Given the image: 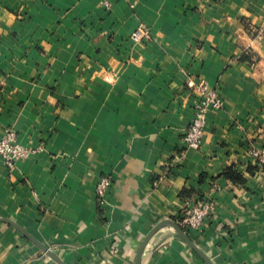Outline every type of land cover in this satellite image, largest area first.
<instances>
[{"label": "crops", "instance_id": "0c3cea01", "mask_svg": "<svg viewBox=\"0 0 264 264\" xmlns=\"http://www.w3.org/2000/svg\"><path fill=\"white\" fill-rule=\"evenodd\" d=\"M188 80L222 99L192 147ZM5 127L29 153L0 159V217L64 264H133L196 198L211 209L187 234L212 264H264V0H0ZM0 264L57 263L0 221ZM140 264L206 263L163 225Z\"/></svg>", "mask_w": 264, "mask_h": 264}, {"label": "built area", "instance_id": "2783aa9c", "mask_svg": "<svg viewBox=\"0 0 264 264\" xmlns=\"http://www.w3.org/2000/svg\"><path fill=\"white\" fill-rule=\"evenodd\" d=\"M104 6L108 3L104 1ZM148 32L144 24L139 23L131 33V39L135 42L141 41L147 36ZM188 87L193 88L196 99L193 103L192 119L185 130L182 140L185 146H197L200 142L203 130L207 124V113L210 109H220L222 99L213 87H209L204 81L194 83L188 80ZM29 149L17 141L16 133L9 127L2 129L0 134V159L2 164L8 168H13L16 163L26 157ZM250 156L253 163L264 166V150L251 149ZM111 180L108 176L99 178L96 185V193L102 196L107 188L110 187ZM211 204L205 200L195 199L181 213L177 224L186 233H196L200 230L204 218L208 215Z\"/></svg>", "mask_w": 264, "mask_h": 264}, {"label": "water", "instance_id": "95a60500", "mask_svg": "<svg viewBox=\"0 0 264 264\" xmlns=\"http://www.w3.org/2000/svg\"><path fill=\"white\" fill-rule=\"evenodd\" d=\"M0 221L6 222L10 225H12L14 228H16L21 234H23L25 237L30 239L40 250L43 254L50 257L52 260H54L57 264H64V262L61 260V258L48 246L43 245L42 243L36 241L34 238H32L26 231H24L19 225H17L15 222H13L10 219L0 217ZM163 225H170L174 228L178 236L182 239L183 242H185L195 253H197L198 256L201 257V259L206 264H212L209 258L206 256V254L198 248V246L189 238L188 234L182 230V228L173 220L171 219H163L156 223L142 238L138 249L136 251L135 259L133 264H140L142 252L146 245V243L149 241V239L152 237V235Z\"/></svg>", "mask_w": 264, "mask_h": 264}, {"label": "trees", "instance_id": "16d2710c", "mask_svg": "<svg viewBox=\"0 0 264 264\" xmlns=\"http://www.w3.org/2000/svg\"><path fill=\"white\" fill-rule=\"evenodd\" d=\"M255 165L258 166L257 164H255ZM248 169L251 170V168H248ZM222 175L225 178H227L230 181H232V182H235V183H244V178L237 171H235V169L233 168V164H230V165L226 166L223 169V171H222ZM185 193L188 194L187 191L182 190L181 195L183 196V195H185Z\"/></svg>", "mask_w": 264, "mask_h": 264}]
</instances>
